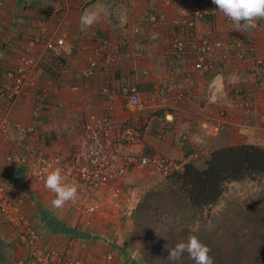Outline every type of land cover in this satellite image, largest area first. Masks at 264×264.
<instances>
[{
	"label": "crops",
	"instance_id": "crops-1",
	"mask_svg": "<svg viewBox=\"0 0 264 264\" xmlns=\"http://www.w3.org/2000/svg\"><path fill=\"white\" fill-rule=\"evenodd\" d=\"M57 6L61 12L54 15ZM196 6L190 0H0V88L10 83L5 73L27 48L36 59L30 87L15 100L0 97V178L18 194L20 213L39 230L46 247L67 251L84 264H144L124 221L160 175L130 166L123 177L90 192L75 183V202L54 209L53 193L29 172L35 156L84 146L87 121L111 118L110 148L121 156L156 154L184 164L230 144L264 147V19L256 21L255 29L240 32L220 12L197 20L191 31L172 25ZM85 11L98 17L90 27L80 23ZM153 12L162 22L147 21ZM192 33V41L253 40L263 65L252 58L217 60L199 75L191 56L176 57L170 51L175 38ZM59 36L63 53L52 59L45 43ZM85 68L94 69L91 78L79 74ZM132 86L140 98L136 106L123 93ZM159 87L170 97L167 105L159 101ZM243 95L252 97L250 107L236 104ZM35 108L40 113L34 119ZM29 124L34 131L16 127ZM124 127L136 129L135 143L120 138ZM9 153L22 162L8 165ZM92 202L98 211L85 225L84 210ZM27 252L0 214V264L20 259L39 264Z\"/></svg>",
	"mask_w": 264,
	"mask_h": 264
},
{
	"label": "built area",
	"instance_id": "built-area-1",
	"mask_svg": "<svg viewBox=\"0 0 264 264\" xmlns=\"http://www.w3.org/2000/svg\"><path fill=\"white\" fill-rule=\"evenodd\" d=\"M190 1L196 2L197 6L184 18L172 21V25L177 27L183 25L184 28L191 31L194 29L197 20L210 18L219 12L212 0ZM61 9V6H57L52 12L54 15H58ZM223 17L227 24L233 25L224 15ZM143 20H140L134 28L138 29L140 22ZM162 20L163 18L157 12L150 13L147 18V21L153 23L162 22ZM188 36L184 39L181 37L175 38L170 46V51L176 57L191 56L192 67L199 75L206 74L212 63L217 60L225 61L232 58L244 62L252 58L255 65H263L262 60L258 56L256 57V46L253 40L235 37L227 43L218 37H212L192 41L193 33L188 34ZM107 43L106 39H101V44L106 46ZM63 45L64 39L59 36L56 39L48 40L45 43V48L52 59H59L63 53ZM29 52L30 48H27L19 56L17 65L6 71L5 76L10 83L0 88L1 98L9 101L15 100L30 87L29 73L36 65V59L29 55ZM94 73L95 71L92 68L79 71L80 75L87 78H91ZM157 89L160 103L167 105L170 102V97L163 88L159 87ZM234 92L235 94H241L239 89H234ZM123 93L130 105L140 104V98L135 87H125ZM181 96V94H178V98ZM132 97L136 98L134 103L131 101ZM252 103V97L246 95H243L240 101L236 102L237 105L242 104L246 107H250ZM39 113L40 109L35 108L33 118H38ZM110 123V117L85 122L83 131L86 143L84 146L69 151L33 157L30 161V174L44 185L47 174L59 168L65 183L73 186L78 183L84 190L90 192L110 180L123 177L130 166L148 168L151 172L163 176L182 169L183 165L181 163L161 155L139 154L133 156L126 154L121 156L113 152L110 148ZM16 127L25 132H32L35 128L33 124L16 125ZM120 131V138L126 142L135 143L137 141L136 129L124 127ZM5 158L8 165L11 166H17L22 162L21 156L15 153H9ZM53 195L55 196L54 193ZM98 207L93 202L86 206L84 211L89 217L86 218V216L83 220L85 225L90 224V215L96 213ZM19 208L18 194L12 190L8 181L0 178V214L3 220L14 230L18 243L24 245L28 250V256L39 264H84L80 258L74 257L67 251L46 247L39 230L28 217L20 213ZM16 264H24V260L20 259Z\"/></svg>",
	"mask_w": 264,
	"mask_h": 264
},
{
	"label": "trees",
	"instance_id": "trees-1",
	"mask_svg": "<svg viewBox=\"0 0 264 264\" xmlns=\"http://www.w3.org/2000/svg\"><path fill=\"white\" fill-rule=\"evenodd\" d=\"M263 178V146L215 148L153 181L128 217L129 239L144 264H195L187 253L168 260V249L190 235L211 249L214 264H264V185L241 200L226 196L231 183Z\"/></svg>",
	"mask_w": 264,
	"mask_h": 264
},
{
	"label": "clouds",
	"instance_id": "clouds-1",
	"mask_svg": "<svg viewBox=\"0 0 264 264\" xmlns=\"http://www.w3.org/2000/svg\"><path fill=\"white\" fill-rule=\"evenodd\" d=\"M212 3L217 11L232 22L233 30L238 32L241 29H255L256 21L264 19V0H212ZM97 20L98 17L94 12L85 11L80 16V23L85 27L92 26ZM131 101L134 103L136 98L132 97ZM44 185L47 190L55 194V198L51 201L54 209H61L68 202L77 199L76 187L64 182L59 168L47 174ZM168 252V260L172 262L178 261L187 253L195 264H214V259L209 254L211 249L195 235H190L186 241L178 242L173 248L168 249Z\"/></svg>",
	"mask_w": 264,
	"mask_h": 264
},
{
	"label": "rangeland",
	"instance_id": "rangeland-1",
	"mask_svg": "<svg viewBox=\"0 0 264 264\" xmlns=\"http://www.w3.org/2000/svg\"><path fill=\"white\" fill-rule=\"evenodd\" d=\"M264 185V178L260 181H244L241 183H231L228 186V193H227V197H237L239 200L246 198L248 196H251L253 194H255L256 192L259 191L260 187ZM224 203L222 202L219 206H217L215 208V210L220 209L221 207H223ZM125 220V219H124ZM125 222V227L130 228V223L129 221H124ZM123 225V224H122ZM129 231V229H128ZM122 239H125V236H122ZM133 248L138 252V249L136 248V246L132 243Z\"/></svg>",
	"mask_w": 264,
	"mask_h": 264
}]
</instances>
